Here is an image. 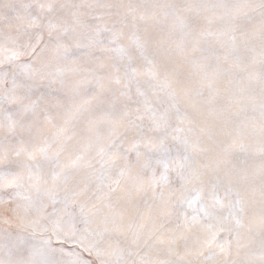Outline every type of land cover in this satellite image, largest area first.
I'll list each match as a JSON object with an SVG mask.
<instances>
[{
  "label": "snow or ice",
  "instance_id": "snow-or-ice-1",
  "mask_svg": "<svg viewBox=\"0 0 264 264\" xmlns=\"http://www.w3.org/2000/svg\"><path fill=\"white\" fill-rule=\"evenodd\" d=\"M0 264H264V0H0Z\"/></svg>",
  "mask_w": 264,
  "mask_h": 264
}]
</instances>
